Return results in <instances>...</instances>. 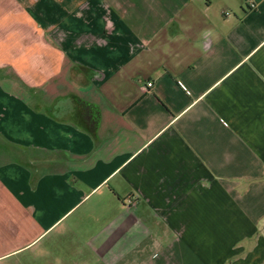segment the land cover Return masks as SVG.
<instances>
[{
	"label": "crops",
	"instance_id": "0c3cea01",
	"mask_svg": "<svg viewBox=\"0 0 264 264\" xmlns=\"http://www.w3.org/2000/svg\"><path fill=\"white\" fill-rule=\"evenodd\" d=\"M8 1L0 262L264 264V0Z\"/></svg>",
	"mask_w": 264,
	"mask_h": 264
},
{
	"label": "clouds",
	"instance_id": "9594fccd",
	"mask_svg": "<svg viewBox=\"0 0 264 264\" xmlns=\"http://www.w3.org/2000/svg\"><path fill=\"white\" fill-rule=\"evenodd\" d=\"M210 36L211 32L209 30H202L200 33L201 40L197 42V46L205 53H207L210 48V43L207 42ZM201 41H203V43Z\"/></svg>",
	"mask_w": 264,
	"mask_h": 264
},
{
	"label": "rangeland",
	"instance_id": "374dc122",
	"mask_svg": "<svg viewBox=\"0 0 264 264\" xmlns=\"http://www.w3.org/2000/svg\"><path fill=\"white\" fill-rule=\"evenodd\" d=\"M10 1H8V0H4V3H3V9H4V11L5 12H7V11H9V10H7V9H10V10H12L13 8H12V6H10L11 5V3H9ZM3 262V261H2ZM2 262H0V263H2ZM10 261H4L2 264H8Z\"/></svg>",
	"mask_w": 264,
	"mask_h": 264
},
{
	"label": "built area",
	"instance_id": "2783aa9c",
	"mask_svg": "<svg viewBox=\"0 0 264 264\" xmlns=\"http://www.w3.org/2000/svg\"><path fill=\"white\" fill-rule=\"evenodd\" d=\"M250 7H251V8H254V7H255V4H254V3H250ZM227 14H228V13H227ZM148 86H149V87L153 86V83H152V82H149V83H148Z\"/></svg>",
	"mask_w": 264,
	"mask_h": 264
},
{
	"label": "trees",
	"instance_id": "16d2710c",
	"mask_svg": "<svg viewBox=\"0 0 264 264\" xmlns=\"http://www.w3.org/2000/svg\"><path fill=\"white\" fill-rule=\"evenodd\" d=\"M93 129H94V127H93Z\"/></svg>",
	"mask_w": 264,
	"mask_h": 264
}]
</instances>
